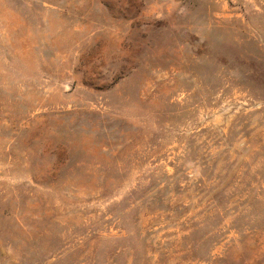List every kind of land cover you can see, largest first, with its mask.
Wrapping results in <instances>:
<instances>
[{
    "label": "rangeland",
    "instance_id": "obj_1",
    "mask_svg": "<svg viewBox=\"0 0 264 264\" xmlns=\"http://www.w3.org/2000/svg\"><path fill=\"white\" fill-rule=\"evenodd\" d=\"M0 264H264V0H0Z\"/></svg>",
    "mask_w": 264,
    "mask_h": 264
}]
</instances>
